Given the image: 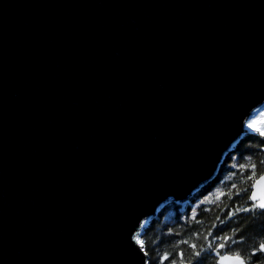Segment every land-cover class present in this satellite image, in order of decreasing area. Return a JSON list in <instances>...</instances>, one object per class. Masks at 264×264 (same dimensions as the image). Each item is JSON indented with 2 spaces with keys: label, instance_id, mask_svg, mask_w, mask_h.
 I'll list each match as a JSON object with an SVG mask.
<instances>
[{
  "label": "water",
  "instance_id": "obj_1",
  "mask_svg": "<svg viewBox=\"0 0 264 264\" xmlns=\"http://www.w3.org/2000/svg\"><path fill=\"white\" fill-rule=\"evenodd\" d=\"M263 105L264 0H0V264H150Z\"/></svg>",
  "mask_w": 264,
  "mask_h": 264
},
{
  "label": "trees",
  "instance_id": "obj_2",
  "mask_svg": "<svg viewBox=\"0 0 264 264\" xmlns=\"http://www.w3.org/2000/svg\"><path fill=\"white\" fill-rule=\"evenodd\" d=\"M262 147L264 136L249 130L226 155L213 181L186 205L168 203L145 223L139 240L150 264H172L173 260L176 264H217L220 244H225L221 254L238 253L248 258L264 243V212L259 208L243 211L252 208L253 184L264 173ZM221 237L230 239L225 242ZM251 260L252 264H264V254Z\"/></svg>",
  "mask_w": 264,
  "mask_h": 264
},
{
  "label": "snow or ice",
  "instance_id": "obj_3",
  "mask_svg": "<svg viewBox=\"0 0 264 264\" xmlns=\"http://www.w3.org/2000/svg\"><path fill=\"white\" fill-rule=\"evenodd\" d=\"M249 128H252L253 125L249 124L248 125ZM255 131L259 132L261 136H264V130H261L260 128H255ZM261 163H264V161H262ZM241 167H244L243 165ZM251 167L253 169H255L256 165L252 164ZM261 181H264V176L260 177V180H258L256 183L257 185H259L261 183ZM245 191H247V189H245ZM239 193H237L238 195ZM217 199H219V197H217ZM250 199L252 201H254L255 203L253 204L252 208H244L243 211L248 212V211H252L255 208H259L262 212H264V191L261 192V194L258 196L256 192H252L250 195ZM239 211V209H238ZM221 239H224L225 242H227L228 239H230V237H221ZM137 243L140 244L141 247H143V244L141 243V241L139 239H137ZM183 243H187V241H183ZM192 248H196V245H191ZM211 247V245H210ZM225 248V244H220L217 248V254L219 255V261L218 264H252V260L251 257H258V254H264V243H260L258 248L254 251L251 252L250 256L248 258H243L241 257L238 253L236 254H221L220 253V249ZM196 256L200 255V252L197 251L195 253ZM164 259H168V257H164ZM172 264H176V262L173 260Z\"/></svg>",
  "mask_w": 264,
  "mask_h": 264
},
{
  "label": "rangeland",
  "instance_id": "obj_4",
  "mask_svg": "<svg viewBox=\"0 0 264 264\" xmlns=\"http://www.w3.org/2000/svg\"><path fill=\"white\" fill-rule=\"evenodd\" d=\"M249 124H252L253 127L249 128ZM247 128L248 130H254L255 128H260L261 130H264V105L258 110H256V112L249 118ZM181 205L184 204L182 203Z\"/></svg>",
  "mask_w": 264,
  "mask_h": 264
}]
</instances>
